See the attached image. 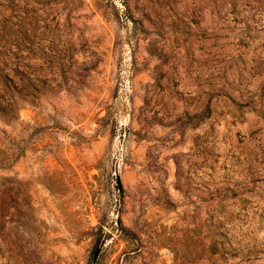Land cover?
<instances>
[{
    "label": "rangeland",
    "instance_id": "obj_1",
    "mask_svg": "<svg viewBox=\"0 0 264 264\" xmlns=\"http://www.w3.org/2000/svg\"><path fill=\"white\" fill-rule=\"evenodd\" d=\"M0 264H264V0H0Z\"/></svg>",
    "mask_w": 264,
    "mask_h": 264
}]
</instances>
